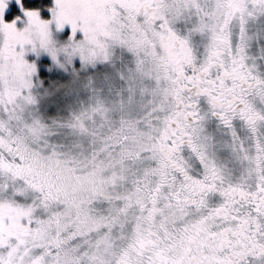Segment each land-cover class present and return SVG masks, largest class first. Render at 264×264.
<instances>
[{"label":"snow or ice","instance_id":"obj_1","mask_svg":"<svg viewBox=\"0 0 264 264\" xmlns=\"http://www.w3.org/2000/svg\"><path fill=\"white\" fill-rule=\"evenodd\" d=\"M8 3L0 264H264V0Z\"/></svg>","mask_w":264,"mask_h":264},{"label":"rangeland","instance_id":"obj_2","mask_svg":"<svg viewBox=\"0 0 264 264\" xmlns=\"http://www.w3.org/2000/svg\"><path fill=\"white\" fill-rule=\"evenodd\" d=\"M52 3V0H51ZM17 10L15 13H13L11 18H7V14L12 12L13 10ZM16 16H20L24 18V13L21 11L20 5L17 3V0H9L8 3V8L6 9L5 13V19L7 22H11ZM26 19V18H24ZM17 27L22 28L23 27V22L22 21H17Z\"/></svg>","mask_w":264,"mask_h":264},{"label":"trees","instance_id":"obj_3","mask_svg":"<svg viewBox=\"0 0 264 264\" xmlns=\"http://www.w3.org/2000/svg\"><path fill=\"white\" fill-rule=\"evenodd\" d=\"M24 6L27 8H36V7H43L44 4H51V0H23ZM17 10H13L12 12L7 14V18H11L13 13ZM48 12L45 10L42 12L43 16H48Z\"/></svg>","mask_w":264,"mask_h":264}]
</instances>
